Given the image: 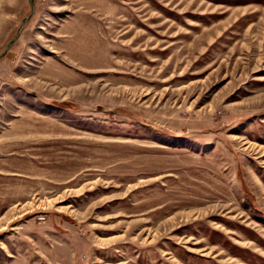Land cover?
<instances>
[{"label": "rangeland", "instance_id": "obj_1", "mask_svg": "<svg viewBox=\"0 0 264 264\" xmlns=\"http://www.w3.org/2000/svg\"><path fill=\"white\" fill-rule=\"evenodd\" d=\"M0 57V264H264V0H32ZM30 0H0V53Z\"/></svg>", "mask_w": 264, "mask_h": 264}, {"label": "water", "instance_id": "obj_2", "mask_svg": "<svg viewBox=\"0 0 264 264\" xmlns=\"http://www.w3.org/2000/svg\"><path fill=\"white\" fill-rule=\"evenodd\" d=\"M33 11V2L32 0H30V11L28 12V14L26 15V17L21 21V23L19 24V26L17 27L16 33L15 35L6 43L4 50L0 53V57L6 52V50L8 49L9 45L14 41V39L18 36L20 29L23 25V23L29 18V16L31 15Z\"/></svg>", "mask_w": 264, "mask_h": 264}, {"label": "bare ground", "instance_id": "obj_3", "mask_svg": "<svg viewBox=\"0 0 264 264\" xmlns=\"http://www.w3.org/2000/svg\"><path fill=\"white\" fill-rule=\"evenodd\" d=\"M264 148V147H263ZM264 150V149H263Z\"/></svg>", "mask_w": 264, "mask_h": 264}]
</instances>
